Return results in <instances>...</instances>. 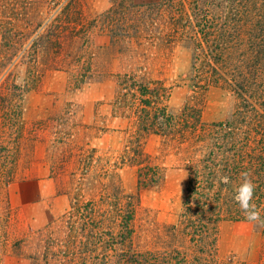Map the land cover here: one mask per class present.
I'll list each match as a JSON object with an SVG mask.
<instances>
[{
  "label": "rangeland",
  "instance_id": "obj_1",
  "mask_svg": "<svg viewBox=\"0 0 264 264\" xmlns=\"http://www.w3.org/2000/svg\"><path fill=\"white\" fill-rule=\"evenodd\" d=\"M190 6L0 0V264H264V65Z\"/></svg>",
  "mask_w": 264,
  "mask_h": 264
},
{
  "label": "trees",
  "instance_id": "obj_2",
  "mask_svg": "<svg viewBox=\"0 0 264 264\" xmlns=\"http://www.w3.org/2000/svg\"><path fill=\"white\" fill-rule=\"evenodd\" d=\"M163 1L169 2V0ZM185 1L191 4L189 9L197 19L202 18V15L210 18L215 4H219L221 6V34L228 36H224L228 39L225 43L241 45L243 42H248L253 55L249 68L257 70L259 66L264 65V0ZM233 34L237 35L238 42L229 38Z\"/></svg>",
  "mask_w": 264,
  "mask_h": 264
},
{
  "label": "clouds",
  "instance_id": "obj_3",
  "mask_svg": "<svg viewBox=\"0 0 264 264\" xmlns=\"http://www.w3.org/2000/svg\"><path fill=\"white\" fill-rule=\"evenodd\" d=\"M221 180L225 184L229 183V177L227 176H222ZM255 187L256 186L250 177V173L242 172L241 182L235 190L234 200L239 205L248 221L264 226V217L261 216L256 205L252 203Z\"/></svg>",
  "mask_w": 264,
  "mask_h": 264
}]
</instances>
